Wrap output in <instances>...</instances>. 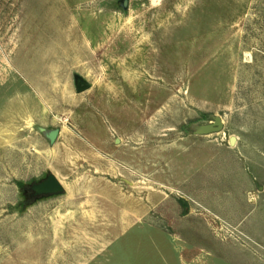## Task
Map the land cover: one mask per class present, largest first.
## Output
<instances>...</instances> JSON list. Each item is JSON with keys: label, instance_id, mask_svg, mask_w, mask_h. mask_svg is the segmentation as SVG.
I'll return each mask as SVG.
<instances>
[{"label": "rangeland", "instance_id": "1", "mask_svg": "<svg viewBox=\"0 0 264 264\" xmlns=\"http://www.w3.org/2000/svg\"><path fill=\"white\" fill-rule=\"evenodd\" d=\"M0 264H264V0H0Z\"/></svg>", "mask_w": 264, "mask_h": 264}, {"label": "water", "instance_id": "2", "mask_svg": "<svg viewBox=\"0 0 264 264\" xmlns=\"http://www.w3.org/2000/svg\"><path fill=\"white\" fill-rule=\"evenodd\" d=\"M122 6L124 9H127L129 7V0H122ZM90 87L91 85L89 84L81 85L79 91L83 92ZM224 129V119L221 116H214L212 122L197 126L194 133L196 135H209L222 132ZM41 131L47 139H49L51 144H55L61 132L59 128L48 129L44 127L41 128ZM232 141H235V138H233ZM22 191L26 196V206L32 205L39 200L65 195L67 193V189L63 182L53 172H48L46 177L39 181L24 185Z\"/></svg>", "mask_w": 264, "mask_h": 264}]
</instances>
